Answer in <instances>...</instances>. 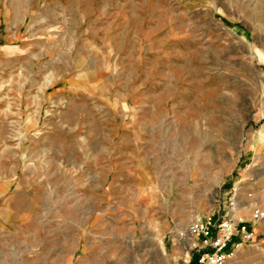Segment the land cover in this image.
Wrapping results in <instances>:
<instances>
[{"label":"rangeland","instance_id":"1","mask_svg":"<svg viewBox=\"0 0 264 264\" xmlns=\"http://www.w3.org/2000/svg\"><path fill=\"white\" fill-rule=\"evenodd\" d=\"M231 200L264 207V0H0V264H196Z\"/></svg>","mask_w":264,"mask_h":264},{"label":"built area","instance_id":"2","mask_svg":"<svg viewBox=\"0 0 264 264\" xmlns=\"http://www.w3.org/2000/svg\"><path fill=\"white\" fill-rule=\"evenodd\" d=\"M229 203V211L219 219L216 226L209 218L205 221L198 220L190 227L192 235L198 239L199 236L203 237L199 250L206 249L198 253L199 264H226L237 249L256 241L254 225L264 219V207L255 208L246 218L235 211L232 200ZM212 226L216 228L215 231L211 230ZM257 243L264 247V235Z\"/></svg>","mask_w":264,"mask_h":264},{"label":"trees","instance_id":"3","mask_svg":"<svg viewBox=\"0 0 264 264\" xmlns=\"http://www.w3.org/2000/svg\"><path fill=\"white\" fill-rule=\"evenodd\" d=\"M194 262L196 263V264H199V262H198V256H196V258H194Z\"/></svg>","mask_w":264,"mask_h":264}]
</instances>
